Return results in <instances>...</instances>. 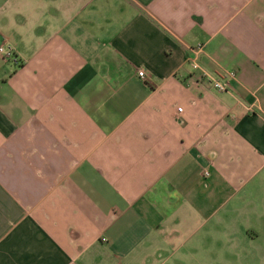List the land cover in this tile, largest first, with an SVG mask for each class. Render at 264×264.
I'll list each match as a JSON object with an SVG mask.
<instances>
[{"label": "crops", "instance_id": "0c3cea01", "mask_svg": "<svg viewBox=\"0 0 264 264\" xmlns=\"http://www.w3.org/2000/svg\"><path fill=\"white\" fill-rule=\"evenodd\" d=\"M0 48V264H264V0H0Z\"/></svg>", "mask_w": 264, "mask_h": 264}, {"label": "built area", "instance_id": "2783aa9c", "mask_svg": "<svg viewBox=\"0 0 264 264\" xmlns=\"http://www.w3.org/2000/svg\"><path fill=\"white\" fill-rule=\"evenodd\" d=\"M3 51L2 48H0V53ZM191 51L197 55L200 51H201V47L200 46H196L195 48H192ZM10 53V52H8ZM15 61V60H13ZM191 61V66L193 69H198V65L197 63L194 61V59L192 58ZM237 73L234 70H223L221 71V73L219 74L218 78H209L208 77V82L210 83V85L212 86V88L218 92H225L229 89L230 83L232 80H234L236 78ZM138 76L140 78L144 77V72L143 71H138ZM177 112L180 113L181 112V108H177ZM179 121V120H178ZM209 173L208 172H203V176H208Z\"/></svg>", "mask_w": 264, "mask_h": 264}, {"label": "rangeland", "instance_id": "374dc122", "mask_svg": "<svg viewBox=\"0 0 264 264\" xmlns=\"http://www.w3.org/2000/svg\"><path fill=\"white\" fill-rule=\"evenodd\" d=\"M4 50H6V48L4 47ZM103 240H105V239H103Z\"/></svg>", "mask_w": 264, "mask_h": 264}]
</instances>
